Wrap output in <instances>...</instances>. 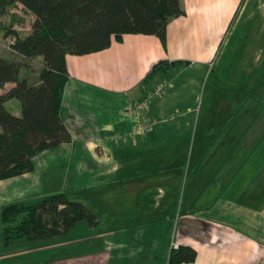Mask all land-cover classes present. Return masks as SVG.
Listing matches in <instances>:
<instances>
[{"label": "crops", "instance_id": "obj_1", "mask_svg": "<svg viewBox=\"0 0 264 264\" xmlns=\"http://www.w3.org/2000/svg\"><path fill=\"white\" fill-rule=\"evenodd\" d=\"M182 4L185 15L170 21L165 45L155 35L127 34L103 51L68 54L63 103L72 141L35 156L33 172L0 181V210L6 203L55 192L88 207L90 199L101 202L105 217L99 230L80 224L70 232V240H101L100 249L93 246L97 252L89 264H168L173 242L197 250L196 261L184 264H264V133L255 139L234 129L240 131L233 133V145H249L250 151L239 163L227 160L246 184L233 185V174L222 171L226 159L220 155L198 154L196 168L185 180L182 162L188 147L180 135L186 124L175 121L181 112L172 113L168 99L195 78L171 87L165 97L155 95V89L160 82L172 86L171 76L159 73L146 80L162 60L179 62L173 71L179 67L182 73L201 74L219 60L233 66L236 81L254 75L264 81V0ZM262 88L256 94L264 96ZM145 102L139 112L137 106ZM8 106L21 113L14 100ZM253 113L245 118L253 120ZM144 125L149 127L142 130ZM163 125L173 126V133L163 132ZM134 130L138 132L129 136ZM49 171L65 177L55 190L43 187ZM179 203L184 212L174 224L165 222ZM83 228L85 235L79 232Z\"/></svg>", "mask_w": 264, "mask_h": 264}, {"label": "trees", "instance_id": "obj_2", "mask_svg": "<svg viewBox=\"0 0 264 264\" xmlns=\"http://www.w3.org/2000/svg\"><path fill=\"white\" fill-rule=\"evenodd\" d=\"M18 4L35 19L31 32L17 35L11 46L22 60L0 56V181L33 172L35 156L72 141L63 103L70 77L68 54L103 51L127 34L155 35L165 45L168 24L185 15L182 0H0V16ZM38 57L43 67L39 81L32 83L21 77V69ZM177 63L160 61L146 80L159 73L171 76ZM8 83L12 86L7 89ZM12 99L20 101L19 115L7 107ZM0 223L6 247L22 239L68 240L80 224L92 231L102 225L85 203L64 192L7 203L0 210ZM197 255L192 246L180 244L171 248L168 264L193 263Z\"/></svg>", "mask_w": 264, "mask_h": 264}, {"label": "rangeland", "instance_id": "obj_3", "mask_svg": "<svg viewBox=\"0 0 264 264\" xmlns=\"http://www.w3.org/2000/svg\"><path fill=\"white\" fill-rule=\"evenodd\" d=\"M34 19V15L26 11L21 4L14 6L6 15L0 16V56L22 60L13 51L12 42L17 35L24 37L31 32ZM41 60L35 58L29 62L30 65L23 66L21 77H27L30 82L32 80L38 81L43 67ZM218 62L208 66L204 74L192 71L182 73L177 69L179 67L174 68L173 74H171L174 84L171 82L172 86L164 87L161 94L164 96L171 87H180L182 83H187L194 76L195 80L191 85L186 86L185 90H180L178 95L173 98H170V95V99H168L169 110L172 113H176L177 110L181 112L175 121L186 124L180 135V137H186L185 147H188L185 160L182 162L183 179L186 180L188 175H191L192 170L196 168L198 154L220 155L226 159H223L221 164L223 173L226 176L233 174V185L236 186V184H246L247 181L238 180L236 176L238 173H233L232 163H229L227 159L233 158L234 162L239 163L237 159L240 158L241 161L245 158L250 151V146L245 144L233 145V133L240 131L234 129L235 127L244 129L242 135L253 136L255 139L264 133V96L255 92L264 87V81H257V75H254L256 77L253 76V79L249 81H236L233 79V66L229 63L218 64ZM161 85H164V82L158 83L156 89ZM12 100L21 108L18 99ZM8 108L11 111L14 109L11 106ZM251 111L254 112L251 115L254 121L250 119L251 117L245 118L250 116L247 114ZM246 120L248 123L244 122ZM163 129H165L163 132L173 133L174 128L170 125H163ZM253 131L255 135L251 134ZM257 148L259 147L255 146V149ZM56 174L58 172L49 171L45 175L43 183L45 190H55L61 184L63 185L65 177ZM38 199L30 198L27 200L37 201ZM90 201L88 203L90 209L100 217L102 222L105 212L101 202H92L91 199ZM183 212V207L179 203L175 208L174 216L165 222L174 224V218ZM239 225L244 227L242 222ZM192 226V229H196V226ZM85 231L86 229L83 228L79 232L85 235ZM176 243L173 242L172 247ZM93 246L100 249L101 240L83 243L80 240H65L62 237L38 242L22 239L7 247L0 242V264H89L92 263L90 262L91 257L97 252V250L94 251Z\"/></svg>", "mask_w": 264, "mask_h": 264}, {"label": "built area", "instance_id": "obj_4", "mask_svg": "<svg viewBox=\"0 0 264 264\" xmlns=\"http://www.w3.org/2000/svg\"><path fill=\"white\" fill-rule=\"evenodd\" d=\"M14 42H15V40H14ZM14 42H12V44L14 43ZM166 85H169V83L168 84H164V85H161L160 87H158L156 90H155V95H157V96H160L161 95V92H162V89L164 88V86H166ZM146 106H147V102H145V103H143V104H140L139 106H137V109H138V111L139 112H142V110H144L145 108H146ZM151 126V125H150ZM149 127V125L148 126H142V130H146L147 128ZM138 132V130H134L133 132H131L132 134H129V136H134V134L135 133H137ZM122 138H123V136H122ZM179 245L176 243V244H174V247H178Z\"/></svg>", "mask_w": 264, "mask_h": 264}]
</instances>
